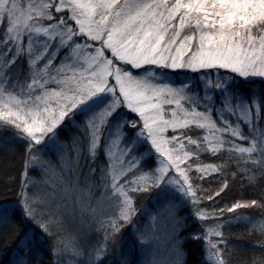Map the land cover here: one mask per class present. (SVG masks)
Returning <instances> with one entry per match:
<instances>
[{"label":"snow or ice","instance_id":"6c2138e0","mask_svg":"<svg viewBox=\"0 0 264 264\" xmlns=\"http://www.w3.org/2000/svg\"><path fill=\"white\" fill-rule=\"evenodd\" d=\"M5 148L0 264H264V0H0Z\"/></svg>","mask_w":264,"mask_h":264},{"label":"trees","instance_id":"16d2710c","mask_svg":"<svg viewBox=\"0 0 264 264\" xmlns=\"http://www.w3.org/2000/svg\"><path fill=\"white\" fill-rule=\"evenodd\" d=\"M7 149L0 151V160H6L5 155ZM239 184V181H237ZM250 193H245V196H248ZM237 196L240 193H236ZM248 215L250 213H242ZM226 235L229 236L235 257H246L250 258L253 255L259 256L260 251L258 248L253 247L257 242V233L252 230L251 224H234L231 228L225 230Z\"/></svg>","mask_w":264,"mask_h":264}]
</instances>
